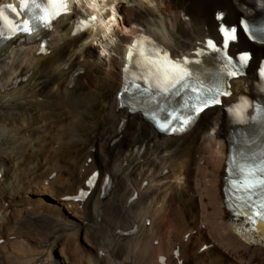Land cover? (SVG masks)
Listing matches in <instances>:
<instances>
[{
    "label": "bare ground",
    "instance_id": "bare-ground-1",
    "mask_svg": "<svg viewBox=\"0 0 264 264\" xmlns=\"http://www.w3.org/2000/svg\"><path fill=\"white\" fill-rule=\"evenodd\" d=\"M75 1L38 39L19 34L0 48V264H264V240L239 230L224 196L230 143L247 127L239 103L264 86V43L239 23L258 8L247 0H106L123 20L112 26L102 8L92 30L78 28L83 2L100 1ZM222 25L237 29L227 51L206 43L221 39ZM132 36L178 61L199 58L209 74L227 70L222 104L178 136L122 106ZM241 51L251 59L234 70L229 57ZM93 172L96 186L73 200Z\"/></svg>",
    "mask_w": 264,
    "mask_h": 264
},
{
    "label": "snow or ice",
    "instance_id": "snow-or-ice-1",
    "mask_svg": "<svg viewBox=\"0 0 264 264\" xmlns=\"http://www.w3.org/2000/svg\"><path fill=\"white\" fill-rule=\"evenodd\" d=\"M69 0H60V4H61V7H63L64 11H67L68 8H67V4H68ZM219 18V17H218ZM41 19L43 20H47V17H42ZM235 30L233 29V32ZM225 35L229 38V39H235V36L231 33H225ZM208 45L211 47L212 46V42L211 41H208ZM155 55V53H154ZM249 58L247 56H242L240 57V61L243 63V62H246ZM152 63L155 65V70L158 72V73H161L165 79H168L169 78V74L171 73L172 75L176 76L177 79H176V84H179L181 81H183L185 79L186 76H189L190 73L185 71L183 68H181V63L183 64H187L189 63V61L187 60V58H184L183 61H176V62H172L170 60L167 59V57L165 56V58H163L162 60L160 61H152ZM176 84H173L172 87H176ZM165 91H167V89H165ZM195 91V90H194ZM216 103H219V100H215ZM205 107L208 106V102L207 100L203 101ZM203 109L201 108H194L193 111L195 113H199L200 111H202ZM195 117L194 116H190L188 119H185L183 121V125H188ZM175 130V129H173ZM261 171H264V168H261L260 169ZM91 183V181L89 182ZM256 185H264V180H257L256 181ZM255 185L251 182H249L246 187L247 188H252L254 187ZM258 216H261L262 219H264V214L262 213H257ZM251 219V218H250Z\"/></svg>",
    "mask_w": 264,
    "mask_h": 264
}]
</instances>
